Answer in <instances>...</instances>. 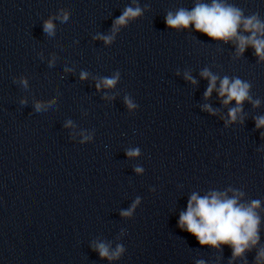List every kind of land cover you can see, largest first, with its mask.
Wrapping results in <instances>:
<instances>
[{"label": "water", "instance_id": "water-1", "mask_svg": "<svg viewBox=\"0 0 264 264\" xmlns=\"http://www.w3.org/2000/svg\"><path fill=\"white\" fill-rule=\"evenodd\" d=\"M224 2L264 23V0ZM196 3L0 0V264H230V246H201L178 226L193 193L259 200L264 246V127L255 123L264 116V61L251 46L237 56L233 41L165 24L169 11ZM137 6L142 15L113 33ZM205 69L218 77L207 99ZM224 77L248 82L260 102L245 100L235 122L236 102L224 105L218 93ZM99 243L123 250L101 258Z\"/></svg>", "mask_w": 264, "mask_h": 264}, {"label": "clouds", "instance_id": "clouds-1", "mask_svg": "<svg viewBox=\"0 0 264 264\" xmlns=\"http://www.w3.org/2000/svg\"><path fill=\"white\" fill-rule=\"evenodd\" d=\"M142 15L140 7H127L123 14L119 16L113 24V33L119 30V26L127 24L130 18H136ZM61 21L68 19L65 12L62 16L57 17ZM165 24L172 29H188L190 25L194 26L195 31L200 32L213 40L224 41L225 43L233 41L236 44L237 56L243 55L246 48L251 46L255 55L261 61H264V23L260 21L257 15L245 18L241 9L224 2V0H211V3H204L197 0L194 8L187 10L178 9L175 14L169 11L165 17ZM249 33L245 36L240 34L239 30ZM43 30L49 36L54 35L55 25L52 19L44 22ZM108 44L112 41V36H100ZM201 76L209 80L208 88L204 93L205 98L211 96L216 88L218 77L211 74L207 69L201 72ZM82 80L87 78V73H81ZM119 79L117 73L112 78H105L102 84L106 88H112ZM185 79L190 80L193 84L196 81L190 76L185 75ZM26 86V81H23ZM99 89L101 84L96 85ZM250 84L239 78H234L231 82L228 77L220 80L218 89L219 96L224 105L235 101L236 107L229 110L228 122H235L238 115L242 112V104L245 100L253 103V107L259 106V100L252 101L249 96ZM23 103V101H22ZM125 103L131 109L135 107L131 100L125 98ZM36 111L45 108L40 102H37ZM206 110L211 111L210 106H204ZM256 128L264 127V116L255 118ZM71 122L66 126H69ZM264 136V133L261 134ZM88 139V137H85ZM128 157H136L139 150H129ZM137 173L142 169L137 167ZM229 191H232L229 189ZM244 194L239 191L233 192L229 197L227 193L211 192L209 195L200 197L193 193L188 201L187 209L180 213L178 226L193 235L201 246L209 245L213 248L220 249L221 245L230 246L232 249L231 261L240 258L247 264L246 253L255 250L254 264H264V246L260 245L259 226L261 223L257 209L260 208L261 202L253 200L250 203H241L240 199ZM139 201H137L138 203ZM135 204L133 205V208ZM122 216H130L131 209L121 213ZM101 258H117L123 250L119 246L116 251L111 253L109 248L99 243L95 245ZM230 261V264H231ZM202 264V262H198Z\"/></svg>", "mask_w": 264, "mask_h": 264}]
</instances>
